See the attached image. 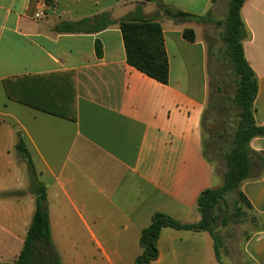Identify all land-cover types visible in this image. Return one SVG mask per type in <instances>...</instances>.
Returning a JSON list of instances; mask_svg holds the SVG:
<instances>
[{
    "label": "crops",
    "instance_id": "1",
    "mask_svg": "<svg viewBox=\"0 0 264 264\" xmlns=\"http://www.w3.org/2000/svg\"><path fill=\"white\" fill-rule=\"evenodd\" d=\"M127 1L148 2L49 0L45 8V0H0V264L18 260L36 210L27 163L15 148L18 133L47 188L62 264H135L142 231L156 212L196 222L199 196L216 185L215 167L204 155L208 42L193 25L156 17L169 84L150 78L128 64L118 22L135 13L151 18L155 9L137 13ZM159 1L202 17L224 0ZM41 10L45 16L34 19ZM103 13L116 21L104 30H57ZM241 17L244 55L258 85L254 120L264 127V0H246ZM185 29L194 31L195 42L183 39ZM15 79L22 80L14 81L15 95L31 103L66 102V114L76 119L9 99L4 81ZM250 147L263 153L264 136ZM241 191L264 218V168ZM157 247L151 264H220L208 232L163 228ZM245 250L254 264H264V228Z\"/></svg>",
    "mask_w": 264,
    "mask_h": 264
},
{
    "label": "trees",
    "instance_id": "2",
    "mask_svg": "<svg viewBox=\"0 0 264 264\" xmlns=\"http://www.w3.org/2000/svg\"><path fill=\"white\" fill-rule=\"evenodd\" d=\"M147 1L150 2L152 0ZM245 1L246 0H231L227 20V32L224 36V43L229 48V54L235 71L240 77V89L235 101L243 108L247 121V126L241 132L237 146L225 157L228 169L225 185L221 189H208L199 196L197 205L202 218L198 224L181 223L164 213L156 212L152 217L151 224L142 231L140 245L143 252L137 257L135 264H151L152 261L158 258L157 245L160 232L163 228L211 233L210 229L207 227L208 217L221 198L220 196L228 190L238 187L242 201L253 210L251 204L241 191V185L245 181L258 179L262 175L264 161L262 164L258 163V159H260L262 154L253 151L250 147V142L256 137L264 136V127H259L255 124L254 102L258 91V85L255 73L246 61L243 49L245 29L241 17V10ZM159 4L163 9L164 15L173 20L205 19L204 16L198 17L191 15L176 7L166 5L163 2ZM115 22L116 21L112 19L109 13H103L78 22L64 23L63 26L58 27L57 30L61 32H97L106 29ZM118 23L123 35L128 64L150 78L164 85H168L169 59L161 24L156 20L133 18L123 19ZM182 35L183 39L190 43L196 40L195 33L192 29H185ZM95 50L97 57L101 58L102 45L99 41L95 44ZM14 81L20 82L22 80L15 79L4 81L5 90L9 99L18 100L19 102L28 104L50 114L72 118V120L76 119V116L73 115L71 117L66 114L63 108L66 102H56V100L50 101L47 99L42 103H31L26 97L15 95ZM17 136L18 140L15 148L20 158L24 159L27 163L30 181L29 192L35 197L36 210L28 230L23 250L18 260L13 264H62L61 257L51 236L47 188L39 179L24 139L19 133ZM204 155L206 159L212 163V159L206 155L205 150ZM23 194H26V192H14V196ZM262 219L264 221L263 217ZM216 257L218 259L217 253Z\"/></svg>",
    "mask_w": 264,
    "mask_h": 264
},
{
    "label": "rangeland",
    "instance_id": "3",
    "mask_svg": "<svg viewBox=\"0 0 264 264\" xmlns=\"http://www.w3.org/2000/svg\"><path fill=\"white\" fill-rule=\"evenodd\" d=\"M159 0L152 2L127 1L134 7L135 12L142 13L146 6L155 9L154 19L138 16L133 19H150L163 15V9ZM231 0L220 1L218 7L199 19H177L175 23L193 25L197 28L199 36L208 42L209 83L211 94L204 118V150L212 159L215 167L216 185L213 189H221L225 185L227 165L225 157L238 144L240 134L247 126L244 110L235 98L240 89V77L236 73L229 54V48L224 43L227 32V20ZM216 5V3H215ZM129 18V17H127ZM258 163L264 161V153H261ZM208 217V229H210L214 241L215 250L220 264H254L247 255L245 246L248 239L264 226L260 215L250 209L241 198L239 188H233L224 192ZM198 220L201 214L198 210Z\"/></svg>",
    "mask_w": 264,
    "mask_h": 264
},
{
    "label": "built area",
    "instance_id": "4",
    "mask_svg": "<svg viewBox=\"0 0 264 264\" xmlns=\"http://www.w3.org/2000/svg\"><path fill=\"white\" fill-rule=\"evenodd\" d=\"M48 1H49V0H45V3H44V5H43L45 8H47V6H48V4H47ZM44 16H45L44 10H41V11H39V12H37V13L35 14L34 19H41V18H43Z\"/></svg>",
    "mask_w": 264,
    "mask_h": 264
}]
</instances>
